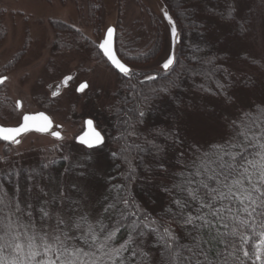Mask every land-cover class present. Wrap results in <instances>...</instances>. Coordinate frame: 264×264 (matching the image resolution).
<instances>
[{"label": "trees", "instance_id": "trees-1", "mask_svg": "<svg viewBox=\"0 0 264 264\" xmlns=\"http://www.w3.org/2000/svg\"><path fill=\"white\" fill-rule=\"evenodd\" d=\"M243 1L248 0H161L165 11L175 22L179 34L180 42L175 45L173 51L177 59L174 71L165 78L162 71L158 74L155 71L142 72L132 69L134 76L131 80L118 73L119 82L113 92L112 102L98 115L85 117L92 119L105 142L92 149L75 142L76 147L80 146L84 151L94 150L98 154L102 153V150L106 151L107 144L116 143L115 150L110 149L107 152L102 174L97 177L92 174L94 181L97 180L103 190L95 206L98 214L94 221L104 219L110 227L115 225L118 209L105 214V208L113 202L119 190L139 205L141 215L148 214L165 224L166 210L169 207L175 209V205L171 204L172 195L165 189L173 187L181 172L191 170L186 165L192 163L197 149L206 150L209 142L227 141L233 134L232 122L242 111L264 106V45H259L263 42L254 43L255 36H252V32L255 28L252 29L251 25L256 12H261L262 0L246 3L244 8L238 7ZM66 27L64 25L58 28L66 29L64 32L70 31L68 34L74 35L78 42L91 47L93 52L100 54L105 60L98 48V42ZM58 28L56 29L59 30ZM216 30L218 33L211 40L208 32ZM122 36L119 30L115 31V50L117 55L127 62H138L140 57L152 58L160 51V33L151 39L150 47L148 46L146 51L124 40ZM60 42V37L53 40L52 45L56 49L54 51L60 49ZM150 75H158V78L155 81L147 80L146 77ZM242 90H245L244 95L249 98L247 107L241 108L237 105L236 110L233 109L235 114L232 117H223L220 107L222 102L231 104L234 94L243 93L238 92ZM209 99L222 101L214 110L217 112V119L223 123L225 133L215 139L196 141L187 132L185 124L180 122L181 112L212 115L214 110L208 104ZM180 107H183V110H180ZM129 109L136 111L129 112ZM139 111L144 112L143 117L139 116ZM227 112H230V109ZM133 117L135 123L133 128L129 129L125 121ZM135 127L141 139L138 142L131 139L133 135H128V131H133ZM141 135L151 138L155 136L156 139L147 141ZM126 145L131 146L128 151H124ZM26 154L27 152L12 153L10 157L8 153L2 158L5 164H0V187L10 196L15 193L20 199L21 190L25 195H29V190L32 194H41L43 189L48 188L50 176L55 174L70 172L76 176H91V173L84 169L89 162L83 155L74 158L76 163H68L66 166L64 157L50 160L46 164L34 162V159L29 161V158H25ZM39 179L43 181L42 184H38ZM30 199L36 208H32L33 219L40 222V213L35 214L39 208V204L35 202L37 199ZM30 199H20V202L27 206ZM122 207L123 205L118 206ZM131 219L135 217L122 222L118 238H127L126 226ZM171 227L180 232L176 225ZM153 243L154 237H147L145 248L152 254V259L156 260L158 249Z\"/></svg>", "mask_w": 264, "mask_h": 264}, {"label": "snow or ice", "instance_id": "snow-or-ice-1", "mask_svg": "<svg viewBox=\"0 0 264 264\" xmlns=\"http://www.w3.org/2000/svg\"><path fill=\"white\" fill-rule=\"evenodd\" d=\"M163 18L171 26L174 48L180 42L176 24L167 11ZM114 34V28H107L99 50L120 76L131 80L133 70L114 52ZM176 63L170 51L159 63L158 74L162 70L167 78ZM157 78L146 77L152 81ZM6 79L0 78V84ZM71 79L66 76L63 84ZM87 87L81 84L77 91ZM20 107L18 101L16 108ZM139 116L144 112L139 111ZM125 123L132 129L134 117ZM87 124L89 138L81 137L79 143L89 149L102 145L101 132L92 128V120ZM51 125L43 113L24 115L18 127L0 126V141L18 144L22 133H45ZM231 127L233 134L227 141L209 142L206 150L197 149L192 163L186 165L191 170L181 172L173 187L165 189L175 205V209L166 210L165 224L148 214L141 215L139 205L118 190L105 208V214L118 209V220L111 227L104 219L76 216L75 208L68 209L71 215L56 209L55 199L39 204L37 226L31 199L24 206L15 193L10 196L0 187V264H264V106L242 111ZM52 135L61 139L59 133ZM128 135L135 133L128 131ZM130 147L126 145L124 151ZM29 196H33L31 190ZM34 198L39 200V195ZM130 217L135 219L126 226L127 238H118L122 222ZM147 237H154L156 260L145 248Z\"/></svg>", "mask_w": 264, "mask_h": 264}, {"label": "rangeland", "instance_id": "rangeland-1", "mask_svg": "<svg viewBox=\"0 0 264 264\" xmlns=\"http://www.w3.org/2000/svg\"><path fill=\"white\" fill-rule=\"evenodd\" d=\"M252 1H243L238 7L244 8L246 3L250 4ZM261 5V12H256L251 25L252 29L255 28L252 32V36H255L254 43L263 42L259 45H264V0ZM164 11L161 0H0V70L1 67L6 68L3 69L7 79L2 92H6L9 99L7 106L0 108V123H16L23 111L45 107L54 123L61 125L58 130L61 133L59 140L49 134L27 132L21 136L18 144L6 146L0 142V159L5 158L8 153L12 157V153L27 152L25 158H29V161L34 159V162L47 164L50 160L64 157L67 166L68 163H76L75 157L83 155L89 162L84 169L91 173V176H76L70 172L51 175L48 188L43 189V193L33 192L32 199L35 200L34 197L39 195V200H35L36 204L51 201L49 198L52 197L56 199V209L71 215L68 209L75 208L76 216L87 215L94 221L98 214L95 206L103 190L93 177L102 174L107 152L116 148V143L107 144L106 151L102 150L98 154L94 150L84 151L82 147H76L74 137L82 129L84 118L98 115L112 102L119 77L118 72L100 54L78 42L74 35L68 34L70 31L66 33V29L58 27L65 25L75 30L73 32L98 42L103 38L105 29L114 26L116 32L119 30L123 34L124 40L132 42L143 51L148 50L151 39L160 33L162 44L157 56L146 59L140 57L138 62L123 60L133 70L158 72L159 63L175 48L171 45V26L163 18ZM208 33L212 40L218 30ZM57 37L62 42L59 43L61 47L58 53H55L52 42ZM25 41L27 46L23 49ZM66 74H72L73 84L63 87L60 82ZM56 80L59 83L57 86ZM82 81L88 87L83 92H75L73 86ZM49 84L52 85L51 91L47 89ZM56 88V96L48 100L51 101L50 104L45 105V99H49L50 92ZM244 91L235 93L231 104L214 99H209L208 104L214 110L222 102V116L232 117L237 105L244 108L249 104H246L249 98L244 95ZM15 98H19L22 103L19 111L14 108ZM179 109L183 110V107ZM229 109L230 112H227ZM217 118L215 110L212 115L183 111L180 122L185 124L187 132L198 141L215 139L225 133L223 123ZM133 132L135 135L131 139L134 142L140 141L136 127ZM142 137L147 141L156 139L155 136ZM2 161L0 164H5V160ZM42 183L39 179L38 184ZM20 199L24 201L30 199V196L21 190ZM36 211L35 214L40 213ZM36 223L40 226L39 221ZM51 223L54 224L55 220Z\"/></svg>", "mask_w": 264, "mask_h": 264}, {"label": "flooded vegetation", "instance_id": "flooded-vegetation-1", "mask_svg": "<svg viewBox=\"0 0 264 264\" xmlns=\"http://www.w3.org/2000/svg\"><path fill=\"white\" fill-rule=\"evenodd\" d=\"M26 46H27V42L25 41L24 42V44H23V49H25L26 48ZM22 52H23V50H22ZM101 52V51H100ZM55 53H58L57 51L55 52ZM5 67H1V70H0V78H4V77H6L7 78V75H6V73H4L3 71H5V70H3ZM6 69V68H5ZM66 76H71L72 77V74H66V75H64L62 78H61V85L64 87V86H67V85H69V84H73V82H72V80L73 79H71L69 82H68V84L67 85H64L63 84V79L66 77ZM5 82L6 81H4V83L3 84H0V108L1 107H5V106H7L6 105V103H8V101H9V99H8V97L6 96V92H2V89H3V86H4V84H5ZM55 82H57V80L55 81ZM83 82V81H82ZM81 83V82H80ZM77 85L74 87L73 86V88L76 90V88H77V86H78V84L79 83H76ZM56 86L57 85H59V83L57 82V84H55ZM50 86H52L51 84H49L48 86H47V89L49 90V91H51L50 89H51V87ZM53 92H58V89L56 88L54 91H52V92H50V94H49V99H45V102H44V104L46 105L47 103L48 104H50L51 103V101L49 102L48 100H50V99H54V97L56 96V95H53ZM40 97V96H39ZM20 102V104L22 105V103H21V101H20V99L19 98H15V100H14V108L16 109V110H20L21 109V107L19 108V109H17L16 108V103L17 102ZM36 111H44L45 113H47L49 116H50V114L46 111V108L45 107H42V108H39V109H36V110H34V111H23L22 113H20V116H19V119H18V121L16 122V123H13V124H5V123H0V125L1 126H15V125H17V124H19L20 123V121H21V117H22V115L24 114V113H28V112H36ZM50 118H51V116H50ZM52 119V118H51ZM52 122H53V125H52V127L50 128V130L48 131V132H46V133H44V134H49V135H51V132L52 131H55V130H59V128H60V124H56V123H54V121L52 120ZM94 123V122H93ZM95 126V125H94ZM83 130V126H82V129L79 131V132H77V134L78 133H80L81 131ZM29 132H36V131H29ZM27 133V132H26ZM38 133V132H37ZM25 133H23V134H21L20 136H18L17 137V139L18 140H20V138H21V136H23ZM42 134V133H41ZM76 134V135H77ZM102 134V133H101ZM76 135H75V137H76ZM52 136V135H51ZM60 136H61V133H60ZM75 137H74V139H75ZM1 143H3L4 145H6V146H10L7 142H4V141H0ZM76 142V141H75ZM79 144V143H78ZM82 145V144H81ZM85 147V146H84Z\"/></svg>", "mask_w": 264, "mask_h": 264}, {"label": "water", "instance_id": "water-1", "mask_svg": "<svg viewBox=\"0 0 264 264\" xmlns=\"http://www.w3.org/2000/svg\"><path fill=\"white\" fill-rule=\"evenodd\" d=\"M109 27H112V28H114L115 29V27L114 26H108L107 28H109ZM107 28L105 29V31H104V34H103V36L105 35V32H106V30H107ZM101 40L102 39H100L99 41H98V45H99V43L101 42ZM99 48V47H98ZM114 52H115V54L117 55V53H116V50H115V34H114ZM102 53V52H101ZM102 55H103V53H102ZM104 56V55H103ZM117 57L121 60V62L122 63H124L126 66H128L118 55H117ZM105 59H106V61L109 63V65L112 67V65L110 64V62L107 60V58L106 57H104ZM129 67V66H128ZM113 68V67H112ZM114 69V68H113ZM115 70V69H114ZM116 71V70H115ZM117 72V71H116ZM86 82H81V83H79L78 84V86H77V88H76V91H77V89L79 88V86L81 85V84H85ZM77 92H79V91H77ZM40 113H43V114H45V115H47L48 117H49V119L51 120V122H52V119L50 118V116L47 114V113H45L44 111H36V112H28V113H24L23 115H22V117H21V121H20V123L19 124H17V125H15V126H2V127H18V126H20L22 123H23V116L24 115H38V114H40ZM88 120H92V119H90V118H85L84 119V122H83V130L80 132V133H78L77 135H76V137H75V141L77 142V143H79V138H81V137H83V138H85V139H87V138H89V132H90V129H89V126H88V124H87V121ZM52 125H53V122H52ZM52 125H51V127H52ZM1 126V125H0ZM50 127V128H51ZM92 128L94 129V130H96V131H99L95 126H94V123H93V125H92ZM50 130V129H49ZM48 130V131H49ZM53 132H56V133H59L60 134V132L58 131V130H55V131H52L51 132V135H52V133ZM100 132V131H99ZM46 133V132H45ZM23 134V133H22ZM20 136V135H19ZM53 136V135H52ZM54 137V136H53ZM79 144H81V143H79ZM83 145V144H82ZM83 146H85V147H87L86 145H83Z\"/></svg>", "mask_w": 264, "mask_h": 264}]
</instances>
